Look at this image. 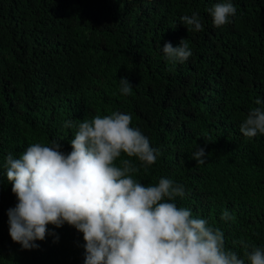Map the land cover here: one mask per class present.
<instances>
[{
	"label": "trees",
	"instance_id": "16d2710c",
	"mask_svg": "<svg viewBox=\"0 0 264 264\" xmlns=\"http://www.w3.org/2000/svg\"><path fill=\"white\" fill-rule=\"evenodd\" d=\"M223 2L236 12L215 27L208 9ZM194 12L200 31L179 23ZM182 40L192 55L173 63L161 49ZM121 78L131 94L120 93ZM257 107L264 111V0H0V264H84L83 234L67 223L49 224L38 248L11 240L7 210L18 201L5 159L54 140L68 153L75 125L113 112L130 114L159 150L147 170L122 154L140 169L133 178L182 185L172 202L222 230L226 250L243 258L240 241L264 250V134L240 132ZM225 209L231 220L221 219Z\"/></svg>",
	"mask_w": 264,
	"mask_h": 264
},
{
	"label": "clouds",
	"instance_id": "9594fccd",
	"mask_svg": "<svg viewBox=\"0 0 264 264\" xmlns=\"http://www.w3.org/2000/svg\"><path fill=\"white\" fill-rule=\"evenodd\" d=\"M208 12L213 25L221 27L236 9L223 2ZM179 23L202 29L195 12L181 16ZM161 51L173 63L192 55L183 40L176 47L165 43ZM119 83L121 94H131L126 78ZM131 120L130 114L120 112L83 120L75 125L68 153L56 140L50 146L33 143L19 158L9 153L6 177L18 201L7 210L11 240L25 250L38 248L34 242L45 239L49 224L59 228L67 223L83 234L84 264H264V250L240 241L241 258L226 250L222 230L194 218L190 209L178 208L172 201L184 196L182 185L160 178L145 186L133 178L140 169L128 158L135 157L147 170L159 150L130 126ZM63 126L71 128L74 122L69 119ZM240 132L248 138L264 134V111L251 109ZM205 157L202 147L192 153L198 164ZM221 219L231 220L232 215L225 209Z\"/></svg>",
	"mask_w": 264,
	"mask_h": 264
}]
</instances>
